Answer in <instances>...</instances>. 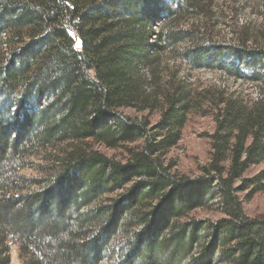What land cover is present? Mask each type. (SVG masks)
Masks as SVG:
<instances>
[{
	"label": "trees",
	"instance_id": "1",
	"mask_svg": "<svg viewBox=\"0 0 264 264\" xmlns=\"http://www.w3.org/2000/svg\"><path fill=\"white\" fill-rule=\"evenodd\" d=\"M176 1L0 0V264L13 247L22 264H102L122 235L116 264H264V216L240 196L264 191V170L248 176L264 163V99L198 91L164 63L242 64L253 80L264 46L243 30L235 45L215 41L188 21L213 0ZM193 115L215 124L196 179L167 159ZM40 156L43 178L20 174ZM213 204L221 218H191Z\"/></svg>",
	"mask_w": 264,
	"mask_h": 264
},
{
	"label": "rangeland",
	"instance_id": "2",
	"mask_svg": "<svg viewBox=\"0 0 264 264\" xmlns=\"http://www.w3.org/2000/svg\"><path fill=\"white\" fill-rule=\"evenodd\" d=\"M168 2L171 7L176 8V0H168ZM209 8L210 14L190 18L189 24L207 23L206 27L215 41L233 45L239 41V35L243 30L246 32L247 37L245 38L249 37L251 40L248 45L251 47L264 46V0H213L212 6ZM164 63L170 69L177 71L181 80L192 85L198 91L217 87L245 101L264 99V71H259L263 76H256L258 79L252 80V69L242 64L239 65L240 70L235 71L236 73L218 68L195 69L186 60L175 56V53L166 54ZM45 102L46 99L43 98L40 106H43ZM28 109L33 112L30 106ZM125 114L133 118L138 117L140 121L146 116L152 123L158 119L156 113L151 115L148 113L138 114L132 110H127ZM214 129L215 124L212 116L193 115L190 117L183 130L181 141L177 147L171 150L167 158L174 165L176 172L191 179L203 175L202 167L206 166L210 159L209 135L213 133ZM101 150L106 155L118 160H125L127 157L125 149L107 150L102 148ZM44 157L34 158L32 166L23 169L20 174L31 179L43 178L45 172L41 167L46 165ZM262 170H264V163L253 167L248 176H254ZM240 196L243 209L248 217L264 216V191L252 198H247L246 193ZM213 203L216 204V201ZM216 210L217 205H214L209 210L194 212L191 218L213 221L222 216ZM127 238L125 235L118 236L117 240L112 242L113 249L109 254L103 255L102 264H116L121 261L123 258L121 248L124 247ZM11 257L10 264H22L17 247H13Z\"/></svg>",
	"mask_w": 264,
	"mask_h": 264
},
{
	"label": "water",
	"instance_id": "3",
	"mask_svg": "<svg viewBox=\"0 0 264 264\" xmlns=\"http://www.w3.org/2000/svg\"><path fill=\"white\" fill-rule=\"evenodd\" d=\"M81 45H82L81 42L78 41L76 47H77V48H80Z\"/></svg>",
	"mask_w": 264,
	"mask_h": 264
}]
</instances>
